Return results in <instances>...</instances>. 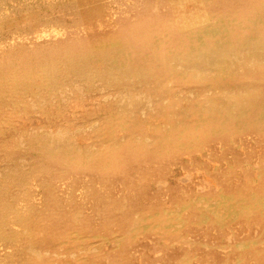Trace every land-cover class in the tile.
Listing matches in <instances>:
<instances>
[{
	"label": "bare ground",
	"instance_id": "obj_1",
	"mask_svg": "<svg viewBox=\"0 0 264 264\" xmlns=\"http://www.w3.org/2000/svg\"><path fill=\"white\" fill-rule=\"evenodd\" d=\"M0 264H264V0H0Z\"/></svg>",
	"mask_w": 264,
	"mask_h": 264
}]
</instances>
